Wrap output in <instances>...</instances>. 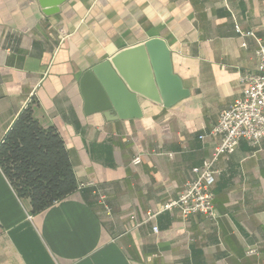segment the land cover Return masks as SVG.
<instances>
[{
  "label": "crops",
  "instance_id": "1",
  "mask_svg": "<svg viewBox=\"0 0 264 264\" xmlns=\"http://www.w3.org/2000/svg\"><path fill=\"white\" fill-rule=\"evenodd\" d=\"M263 37L264 0H67L53 15L0 0V143L30 106L62 135L78 182L33 214L0 167V264H264V140L218 158L213 217L163 209L213 156ZM151 38L189 96L169 108L140 97L138 118L86 113L83 73Z\"/></svg>",
  "mask_w": 264,
  "mask_h": 264
},
{
  "label": "water",
  "instance_id": "2",
  "mask_svg": "<svg viewBox=\"0 0 264 264\" xmlns=\"http://www.w3.org/2000/svg\"><path fill=\"white\" fill-rule=\"evenodd\" d=\"M66 1L38 0L48 15L58 13ZM81 90L86 113H102L106 120L140 117V97L169 108L190 94L174 72L169 46L160 38L124 48L87 69Z\"/></svg>",
  "mask_w": 264,
  "mask_h": 264
},
{
  "label": "trees",
  "instance_id": "3",
  "mask_svg": "<svg viewBox=\"0 0 264 264\" xmlns=\"http://www.w3.org/2000/svg\"><path fill=\"white\" fill-rule=\"evenodd\" d=\"M0 167L31 213L78 188L66 143L55 127H44L27 107L0 143Z\"/></svg>",
  "mask_w": 264,
  "mask_h": 264
},
{
  "label": "built area",
  "instance_id": "4",
  "mask_svg": "<svg viewBox=\"0 0 264 264\" xmlns=\"http://www.w3.org/2000/svg\"><path fill=\"white\" fill-rule=\"evenodd\" d=\"M236 30L244 36H253V31L243 32L239 25ZM256 55L259 59L258 72L243 78L246 83L242 95L228 108L223 110L211 134L219 137L220 142L213 156L191 171V178L184 184L178 198L163 206L164 210L178 208L184 220L197 214L214 216L215 192L218 170L215 164L222 155L228 156L235 151L242 140L251 146H260L264 140V37L259 39ZM202 136L201 138H203ZM142 162L140 156L133 164ZM104 203L105 196L101 195ZM153 230L158 232V227ZM248 255L256 254V248H248Z\"/></svg>",
  "mask_w": 264,
  "mask_h": 264
}]
</instances>
